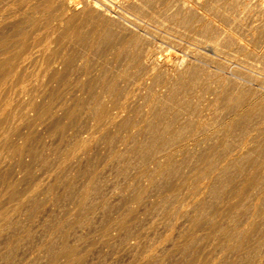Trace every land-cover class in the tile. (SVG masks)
Returning a JSON list of instances; mask_svg holds the SVG:
<instances>
[{"label":"rangeland","instance_id":"374dc122","mask_svg":"<svg viewBox=\"0 0 264 264\" xmlns=\"http://www.w3.org/2000/svg\"><path fill=\"white\" fill-rule=\"evenodd\" d=\"M3 1L0 40L39 53L0 80V264H264V0H73L86 41L46 26V0ZM145 50L169 66L128 61Z\"/></svg>","mask_w":264,"mask_h":264},{"label":"bare ground","instance_id":"6f19581e","mask_svg":"<svg viewBox=\"0 0 264 264\" xmlns=\"http://www.w3.org/2000/svg\"><path fill=\"white\" fill-rule=\"evenodd\" d=\"M5 1V0H4ZM3 1V2H4ZM8 1V0H7ZM14 1V0H13ZM13 1H10V2H13ZM59 1V3H61V5L63 6V8H61V7H58L57 5H55L54 4V2H55V0H46V4L44 3V1L42 2L44 5V9L42 8V5L41 6H38V5H40L41 4V2L38 4V2L37 3H35V4H38L37 6L40 8L41 7V9H40V11L41 10H43V11H41L42 13H41V15H43V17H44V19H46V21H45V23H46V26L48 27V28H50V30L51 29H53L54 31L56 30L57 32L59 31V36L60 37H65V36H67V38L68 37H70V38H72L73 40H76L77 39V41H86V40H89V39H85L84 40V38H85V36H86V33H85V35L81 32V28H83V24L85 23L84 22V18L86 17V19H88L87 17L88 16H83L82 15V12L79 14V17H80V15L81 16H83V18L81 17V18H79V17H77L78 15H77V13L79 12H77V7H76V5L74 4V1L73 0H58ZM103 1V0H102ZM177 1V0H176ZM1 2H2V0H1ZM9 2V3H10ZM31 2V1H30ZM35 2V1H34ZM7 3V2H6ZM77 3V2H76ZM132 3V2H131ZM134 3V2H133ZM141 3V2H140ZM151 3V2H150ZM29 4V3H28ZM129 4V3H128ZM136 4V3H135ZM138 4V3H137ZM157 4V3H156ZM21 5H22V3H21ZM31 5V4H30ZM79 4H77V6H78ZM87 5V4H86ZM155 5V4H154ZM178 5V4H177ZM4 6V5H3ZM6 6V5H5ZM11 6V5H10ZM16 6V5H15ZM90 6L94 9V10H96V11H99V12H101L102 14H105L104 13V8H101L97 3H92V4H90ZM170 6V5H169ZM12 7V6H11ZM17 7H18V5H17ZM28 7V6H27ZM36 7V6H35ZM108 7V6H107ZM182 7V6H181ZM20 8V7H19ZM26 8V7H25ZM125 8V7H124ZM7 9V8H6ZM13 9V8H12ZM18 9V8H17ZM36 9V8H35ZM38 9V8H37ZM86 9V8H85ZM91 9V8H90ZM92 9V10H93ZM141 9V8H140ZM22 10V9H21ZM34 10V9H33ZM39 10V9H38ZM38 10H36V11H38ZM93 10V11H94ZM26 11V10H25ZM89 11V10H88ZM91 11V10H90ZM92 11V12H93ZM165 11H167V10H165ZM3 12V11H2ZM15 12V11H14ZM21 12V11H20ZM91 12V13H92ZM106 12V11H105ZM170 12V11H169ZM188 12V11H187ZM186 12V13H187ZM9 13V12H8ZM35 13H37V12H35ZM86 13V12H85ZM91 13L89 14V15H91ZM176 13V12H175ZM9 14H11V13H9ZM12 14H14V13H12ZM17 13H15V15H16ZM39 14V13H38ZM95 14V13H94ZM93 14V15H94ZM169 14V13H168ZM188 14V13H187ZM4 15V14H3ZM96 15L98 16V14L96 13ZM177 15V14H176ZM5 16H6V14H5ZM7 16H9V15H7ZM14 16V15H13ZM27 16V15H26ZM25 16V17H26ZM29 16V15H28ZM28 16H27V18H28ZM99 16H101V15H99ZM107 16V15H106ZM188 16V15H187ZM17 17V16H16ZM95 17V16H94ZM109 17V16H108ZM189 17V16H188ZM9 18H11L10 16H9ZM18 18V17H17ZM16 18V19H17ZM23 18V17H22ZM90 18V17H89ZM93 18V17H92ZM111 18V17H110ZM166 18V17H165ZM2 19H3V17H2ZM5 19V18H4ZM12 19V18H11ZM10 19V20H11ZM25 19V18H24ZM33 19V18H32ZM35 19V18H34ZM33 19V20H34ZM37 19H38V17H37ZM41 19V18H40ZM109 19V18H108ZM23 20V19H22ZM100 20V19H99ZM102 20V19H101ZM15 21V20H14ZM21 21V20H20ZM19 21V22H20ZM25 21V20H24ZM38 21V20H37ZM40 21V20H39ZM38 21V22H39ZM33 22V21H32ZM84 22V23H83ZM111 22H113V21H111ZM116 22V21H115ZM118 22V21H117ZM3 23V22H2ZM5 23V22H4ZM15 23V22H14ZM24 23V22H23ZM29 23H31V22H29ZM36 23V19H35V22H34V24ZM93 23V22H92ZM13 24V23H12ZM11 24V25H12ZM19 24V23H18ZM22 24V23H21ZM20 24V25H21ZM32 24V23H31ZM38 24V23H37ZM4 25V24H3ZM36 25V24H35ZM39 25V24H38ZM92 25V24H91ZM96 25V24H95ZM99 25V24H98ZM6 26V25H5ZM5 26H3V27H5ZM29 26V25H28ZM37 26V25H36ZM42 26V25H41ZM106 26V25H105ZM121 26V25H120ZM2 27V26H1ZM12 27V26H11ZM26 27V26H25ZM43 27V26H42ZM85 27V26H84ZM101 27V26H100ZM110 27V26H109ZM123 27V26H122ZM23 28V27H22ZM32 28H34V27H32ZM39 29V28H38ZM37 29V30H38ZM28 30V29H27ZM49 30V29H48ZM52 30V31H53ZM107 30V29H106ZM109 30V29H108ZM14 31H15V29H14ZM16 31H17V33H19L18 32V30L16 29ZM20 31H21V29H20ZM24 31V30H23ZM29 31V30H28ZM84 31V30H83ZM97 31V30H96ZM101 31V30H100ZM170 31V30H169ZM3 32V31H2ZM2 32H0V33H2ZM12 32V31H11ZM22 32V31H21ZM48 33H49V35H50V32L49 31H47ZM47 32H46V34H45V36L43 37V38H48L49 36L47 35ZM98 32V31H97ZM110 32V31H109ZM228 32V31H227ZM7 33V32H6ZM23 34H24V32H22ZM27 33V32H26ZM34 33V32H33ZM41 33V32H40ZM44 33V32H43ZM16 34V33H15ZM22 34V35H23ZM28 34H30V32L28 33ZM52 34V33H51ZM114 34H117V33H114ZM153 34V33H152ZM0 35H3V34H0ZM24 35H27V34H24ZM54 34H52L50 37H54L53 36ZM97 35V34H96ZM120 35V34H119ZM7 36V35H6ZM17 36V35H16ZM20 36V35H19ZM30 36V35H29ZM43 36V35H42ZM48 36V37H47ZM115 36V35H114ZM11 37V36H10ZM10 37H9V39H10ZM18 37V36H17ZM16 37V38H17ZM103 37H105V36H103ZM133 37V36H132ZM1 38V37H0ZM27 38H29V37H26V39ZM39 38V37H38ZM69 38V39H70ZM93 38V41L95 40V37L93 36L92 37ZM107 38V37H106ZM26 39H23V36H22V40H26ZM68 39V40H69ZM14 40V39H13ZM40 40V39H39ZM103 40V39H102ZM113 40V39H112ZM132 40V39H131ZM15 42H16V39L14 40ZM21 41V40H20ZM28 40H26V42H27ZM31 41V40H30ZM33 41V40H32ZM36 41V40H35ZM38 41V40H37ZM71 41V40H70ZM141 41V40H140ZM145 41V40H144ZM151 41V40H150ZM13 42V41H12ZM12 42H10L11 44H12ZM19 42V41H18ZM22 42V41H21ZM23 42H25V41H23ZM25 42V43H26ZM39 42H41V40L39 41ZM56 42V41H55ZM63 42V41H62ZM74 42V41H73ZM88 42V41H87ZM102 42V41H101ZM119 42V41H118ZM10 43H6V41L5 40H0V48L1 49H8L9 47H10ZM27 43H29V42H27ZM61 43V42H60ZM131 43V42H130ZM139 43V42H138ZM151 43V42H150ZM217 43V42H216ZM230 43V42H229ZM232 43V42H231ZM7 44L9 45V47H7ZM18 44V43H17ZM16 44V45H17ZM19 44H20V42H19ZM22 44V43H21ZM17 45V46H14V42H13V46L14 47H17V49H15L14 47L12 48V51H13V49L15 50V51H13V53L12 54H10L9 55V51L8 50H6V51H8V52H6V53H8V55L9 56H7V57H4L5 56V54H4V56H3V58H1V60H0V80L2 79V80H4V79H6V78H8V81L10 82L11 80H9V77L10 76H12L13 75V72L15 71V69H16V67L17 66H20V67H22L21 65H22V63L25 61V60H27L28 58H30L29 56H34V55H32L34 52H31V51H35V53L34 54H36V52H38V50L39 49H37V50H31V48H32V46H31V48H30V46H27L26 44H22V45ZM32 43H30V45H31ZM37 44V42L35 43V45ZM39 44V43H38ZM57 44V43H56ZM263 44V43H262ZM33 45H34V42H33ZM44 45V44H43ZM45 45H47V44H45ZM132 45H134V44H132ZM48 46V45H47ZM92 46V45H91ZM142 46V45H141ZM140 46V47H141ZM35 47V46H34ZM39 47V46H38ZM41 47V46H40ZM43 47V46H42ZM50 47V46H49ZM97 47H99V46H97ZM108 47V46H107ZM50 48H52V47H50ZM50 48H49V50H50ZM54 48V47H53ZM52 48V49H53ZM92 48H93V46H92ZM135 48V47H134ZM138 48H139V46H138ZM143 48V47H142ZM216 46H214V45H211V44H209V48H208V50L209 51H211V52H213L214 54L216 53ZM0 49V53H1V50ZM33 49V48H32ZM48 49V48H47ZM58 49V48H57ZM62 49V48H61ZM93 49H96V48H93ZM125 49H126V47H125ZM124 49V50H125ZM131 49V48H130ZM224 49V48H223ZM10 50H11V48H10ZM40 50H44L45 51V48H43V49H41L40 48ZM53 50H55V49H53ZM79 50V49H78ZM92 50V49H91ZM107 50V49H106ZM52 51V50H51ZM55 51H57V50H55ZM54 51V52H55ZM58 51H59V49H58ZM58 51H57V54H55V56L57 55V57L59 58V56L60 55H58ZM75 51V50H74ZM134 51H136V52H138L137 50H134ZM143 51H144V49H143ZM89 52V51H88ZM130 52V51H129ZM128 52V53H129ZM146 52V53H145ZM145 52H144V55L141 57V56H139V54H134V53H132L131 54V56L129 55V57H128V59H126V62H127V60L128 61H131V63H133V64H136V66H141V68H143V67H149V66H152V67H154L155 68V66H161V65H163V64H166V60L165 59H163V58H161L160 56H159V52L157 51V50H149V51H147V50H145ZM3 53H5V52H2V55H3ZM32 53V54H31ZM39 53V52H38ZM37 53V54H38ZM40 53H43V52H41L40 51ZM49 52L47 51V54H48ZM52 53H53V51H52ZM61 53V56L63 57V55L65 54V52L62 54V52H60ZM59 53V54H60ZM73 53V52H72ZM81 53V52H80ZM94 53V52H93ZM45 54V53H44ZM51 54V53H50ZM49 54V55H50ZM106 54V53H105ZM116 54V53H115ZM7 55V54H6ZM41 54H39V56H40ZM43 55V54H42ZM41 55V56H42ZM49 55H47V57L49 58ZM66 56H67V53L65 54ZM72 55V54H71ZM70 55V56H71ZM79 54H77V56H78ZM84 55V54H83ZM99 55V54H98ZM118 55H119V53H118ZM141 55V54H140ZM1 56V55H0ZM38 56V55H37ZM40 56V57H41ZM45 56V55H44ZM51 56H52V54H51ZM69 55H68V57L69 58H71ZM73 56V55H72ZM31 57V58H32ZM36 57V56H35ZM53 57V56H52ZM51 57V59H49L48 61H47V64L48 65H50L48 68L50 69V68H53L51 65H53L54 66V63L55 62H58V59H57V57L55 58V57H53L52 58ZM76 56H74V58H75ZM83 57V56H82ZM30 58V59H31ZM34 58V57H33ZM44 58H46V57H44ZM47 58V59H48ZM68 58V62H70L69 60H71V59H74V58H71V59H69ZM81 58V57H80ZM87 58V57H86ZM93 58V57H92ZM83 59V58H82ZM85 59V58H84ZM83 59V60H84ZM108 59V58H107ZM119 59V58H118ZM202 59V58H201ZM45 60V59H44ZM59 60H62L63 61V59H59ZM89 60V59H88ZM116 60V59H115ZM181 60V59H180ZM66 61V58L64 59V62ZM75 60H73V62H74ZM81 61V60H80ZM182 61H183V59H182ZM190 61V60H189ZM192 61V60H191ZM26 62V61H25ZM30 62V61H29ZM60 62V61H59ZM73 62L71 61V63L73 64ZM77 62V61H76ZM75 62V63H76ZM111 62V61H110ZM117 62V61H116ZM184 62V61H183ZM61 63V62H60ZM60 63H58L59 65H60ZM70 63V64H71ZM169 63V62H168ZM63 64V63H62ZM67 64H69V63H67ZM82 64V63H81ZM110 64V63H109ZM125 64V63H124ZM129 64V63H128ZM183 64V63H182ZM197 64V63H196ZM23 65H25V64H23ZM65 65H66V63H65ZM76 65V64H75ZM167 66H169L168 64H166ZM177 65H181V62H180V64H179V62L177 61L176 63H175V65L174 66H177ZM27 66V65H26ZM80 66V65H79ZM132 66V65H131ZM25 67V66H24ZM36 67V66H35ZM47 67V66H46ZM63 67H64V65H63ZM66 67V66H65ZM67 67H69V66H67ZM66 67V68H67ZM82 67V66H81ZM85 67V66H84ZM96 67V66H95ZM116 67V66H115ZM23 68V67H22ZM32 68V67H31ZM58 68V67H57ZM74 68V67H73ZM72 68V69H73ZM80 68V67H79ZM87 68V67H86ZM120 68V67H119ZM125 68V67H124ZM150 68V67H149ZM164 68V67H163ZM169 68V67H168ZM246 68V67H245ZM47 69V68H46ZM48 69V70H49ZM69 69H71V68H69ZM75 69H77V68H75ZM82 69H83V67H82ZM89 69V68H88ZM134 69V68H133ZM147 69V71H146V74L148 75V73L147 72H151V71H149V69L148 68H146ZM151 69V68H150ZM156 69V68H155ZM155 69H153V72H155V73H157L156 71H154ZM19 70H20V68H19ZM47 70V71H48ZM52 70V69H51ZM54 70H55V68H54ZM57 70V69H56ZM66 70V69H65ZM64 70V71H65ZM68 70V69H67ZM91 70V69H90ZM119 70V69H118ZM152 70V69H151ZM160 70H161V68H160ZM250 70V69H249ZM17 71V70H16ZM22 71V70H21ZM76 71V70H75ZM83 71V70H82ZM87 71V70H86ZM85 71V72H86ZM89 71V70H88ZM18 72V71H17ZM24 72V69H23V71H22V73ZM49 72V71H48ZM52 73H55L53 70L51 71ZM57 72H58V70H57ZM95 72V71H94ZM11 73H12V75H11ZM16 73V72H15ZM15 73H14V75H15ZM22 73H19L18 72V74H16L17 75V77H18V79H20L19 78V76L18 75H20V74H22ZM51 73V74H52ZM60 73V74H59ZM59 73H58V76H56L57 78L58 77H60L59 75H61V73H63V72H61V71H59ZM24 74H26V73H24ZM49 74V73H48ZM82 74V73H81ZM85 74V73H84ZM92 74V73H91ZM105 74V73H104ZM115 74V73H114ZM122 74V73H121ZM54 75V74H53ZM85 75H87V74H85ZM94 75V74H93ZM120 75V74H119ZM150 75V74H149ZM22 76V75H21ZM25 76V75H24ZM28 76V75H27ZM49 76V75H48ZM52 76V75H51ZM50 76V77H51ZM152 76H153V74H152ZM160 76V75H159ZM64 77V76H63ZM88 77V76H87ZM103 77V76H102ZM108 77H109V75H108ZM116 77V76H115ZM120 77H121V75H120ZM151 77V76H150ZM149 77V78H150ZM14 78H15V76L13 77V79L12 80H14ZM54 78V77H53ZM62 78V77H61ZM99 78V77H98ZM111 78V77H110ZM127 78V77H126ZM133 78V77H132ZM146 78V77H145ZM148 78V77H147ZM152 78V77H151ZM11 79V78H10ZM17 78L15 79V80H18ZM87 79V78H86ZM115 79V78H114ZM117 79V78H116ZM142 79V78H141ZM23 80V79H22ZM33 80V79H32ZM54 80V79H53ZM60 80V79H59ZM93 80V79H92ZM7 81V82H8ZM90 81V80H89ZM105 81V80H104ZM120 81V80H119ZM145 81V80H144ZM3 82V81H2ZM5 82V81H4ZM16 82V81H15ZM106 82V81H105ZM146 82V81H145ZM12 83V82H11ZM95 83V82H94ZM122 83V82H121ZM96 84V83H95ZM69 85H70V83H69ZM92 85V84H91ZM105 85H107V86H110L111 87V89H112V91H113V94H114V82H112V84H111V82H110V85H108V83H106ZM152 85V84H151ZM4 86V85H3ZM52 86V85H51ZM57 86H58V84H57ZM79 86V85H78ZM100 86V85H99ZM23 87V86H22ZM54 87V86H53ZM117 87V86H116ZM140 87V86H139ZM225 87V86H224ZM55 88V87H54ZM109 88V87H108ZM6 89H7V87H6ZM19 89V88H18ZM35 89V88H34ZM23 90V89H22ZM37 90V89H36ZM69 90V89H68ZM1 91V90H0ZM27 91V90H26ZM83 91V90H82ZM109 91H111V90H109ZM111 91V92H112ZM24 92V91H23ZM43 92V91H42ZM76 92V91H75ZM104 92V91H103ZM116 92V91H115ZM118 92V91H117ZM101 93V92H100ZM107 93H108V91H107ZM119 93V92H118ZM118 93H116L117 95H119ZM90 94V93H89ZM111 95V94H110ZM109 95V96H110ZM2 96V95H1ZM90 96V95H89ZM113 96H115V95H113ZM12 97V96H11ZM58 97V96H57ZM63 97V96H62ZM121 97V96H120ZM220 97V96H219ZM14 98H15V96H14ZM48 98V97H47ZM61 98V97H60ZM110 98H112V96L110 97ZM52 99V98H51ZM108 99V98H107ZM114 99H116L115 97H114ZM122 99V98H121ZM40 100V99H39ZM44 100V99H43ZM69 100V99H68ZM113 100V99H112ZM255 100V99H254ZM257 100V99H256ZM58 101V100H57ZM56 101V102H57ZM28 102H29V100H28ZM80 102V101H79ZM102 101H100V103H101ZM43 103V102H42ZM58 103V102H57ZM63 103V102H62ZM61 103V104H62ZM133 103V102H132ZM35 104V103H34ZM59 104V103H58ZM72 104V103H71ZM90 104V103H89ZM99 104V103H98ZM107 104V103H106ZM11 105H12V103H11ZM91 105V104H90ZM110 105V104H109ZM109 105H106V106H109ZM124 105V104H123ZM34 106V105H33ZM30 107H31V105H30ZM37 107V105H35V108ZM45 108V107H44ZM52 108V107H51ZM50 108V109H51ZM54 108V107H53ZM97 108H98V110H97ZM36 109H38V108H36ZM41 109V108H40ZM66 109V108H65ZM84 109V108H83ZM96 110V112H97V118H96V125H99V126H101V125H108L109 123H112V122H114L115 121V119H116V117H118V114L117 113H111V114H107L108 113V111L103 107V105L102 106H99V107H96L95 108ZM109 109V108H108ZM39 110V109H38ZM37 110V111H38ZM90 110V109H89ZM118 110V109H117ZM12 111V110H11ZM42 111H43V107H42ZM56 111V110H55ZM116 111V110H115ZM7 112V111H6ZM109 112H110V110H109ZM119 112V111H118ZM9 113V112H8ZM8 113H6V114H8ZM38 113V115H39V112H37ZM42 113V112H41ZM41 113H40V115H41ZM43 113H45V112H43ZM52 113V112H51ZM93 113H95V112H93ZM11 113H9L8 115H10ZM22 114H23V112H22ZM26 114V113H25ZM119 114H121V113H119ZM242 114V113H241ZM1 115V114H0ZM3 115V114H2ZM44 115V114H43ZM42 115V116H43ZM52 115V114H51ZM125 115V114H124ZM26 116H27V114H26ZM46 116V115H45ZM44 116V117H45ZM53 116V115H52ZM75 116V115H74ZM1 117H3V116H1ZM0 117V118H1ZM4 117H6L5 115H4ZM3 117V118H4ZM8 118H9V116H7ZM6 117V118H7ZM40 117V116H39ZM48 117V116H47ZM6 118L4 119L5 121H6ZM8 118H7V120H8ZM38 118V117H37ZM49 118V117H48ZM57 118V117H56ZM120 118V117H119ZM94 119H95V117H94ZM243 119V118H242ZM1 120V119H0ZM4 120L2 121V122H4ZM77 120V119H76ZM75 120V121H76ZM9 121V120H8ZM7 121V122H8ZM72 121V120H71ZM1 122V121H0ZM7 122H4V123H7ZM41 122H43V121H41ZM95 122V121H94ZM4 123H2V124H4ZM1 124V125H2ZM9 124V123H8ZM7 124V125H8ZM32 124V123H31ZM42 124V123H41ZM53 124V123H52ZM224 124V123H223ZM226 124V123H225ZM233 122H229V123H227L226 125H224V126H222L221 125V130H224L227 126L228 127H232L233 126ZM0 125V126H1ZM5 125V124H4ZM6 125V127H8ZM12 125V124H11ZM43 125V124H42ZM262 125V124H261ZM10 127V126H9ZM0 128H2V126L0 127ZM14 128V127H13ZM16 128V127H15ZM102 128V127H101ZM5 129V128H4ZM9 129H11V127L9 128ZM9 129H7V130H9ZM96 129V128H95ZM94 129V130H95ZM260 129V128H259ZM14 130V129H13ZM12 130V131H13ZM78 130V129H77ZM76 130V131H77ZM104 130H105V128H104ZM196 130V129H195ZM100 131V130H99ZM102 131V130H101ZM5 132V131H4ZM8 132V131H7ZM9 133H11V132H9ZM8 133V134H9ZM92 133V132H91ZM97 134V133H96ZM5 135V134H4ZM22 135V134H21ZM73 135V134H72ZM9 136V135H8ZM81 136V135H80ZM124 136V135H123ZM57 137V136H56ZM88 138V137H87ZM132 138V137H131ZM7 139V138H6ZM86 139V138H85ZM92 139V138H91ZM28 140V139H27ZM84 140V139H83ZM90 140V139H89ZM52 141V140H51ZM58 141V140H57ZM75 141V140H74ZM85 141H87V140H85ZM78 142V141H77ZM190 142V141H189ZM85 143V142H84ZM164 143V142H163ZM247 143V142H246ZM11 145V144H10ZM67 145V144H66ZM9 146V145H8ZM150 146V145H149ZM18 147V146H17ZM74 147V146H73ZM72 147V148H73ZM157 147V146H156ZM180 147V146H179ZM20 148V147H19ZM83 148H85V146L83 147ZM236 148V147H235ZM7 149H9V147L7 148ZM18 149V148H17ZM74 149V148H73ZM27 150V149H26ZM72 150V149H71ZM175 150V149H174ZM248 150V149H247ZM250 150V149H249ZM10 151V150H9ZM32 151V150H31ZM165 151V150H164ZM5 152H7V151H5ZM78 152V151H77ZM168 152V151H167ZM173 152V151H172ZM8 153V152H7ZM91 153V152H90ZM154 153V152H153ZM156 153V152H155ZM3 154V153H2ZM37 155V154H36ZM40 155V154H39ZM70 155V154H69ZM167 155V154H166ZM73 156V155H72ZM230 158V157H229ZM14 159V158H13ZM40 159V158H39ZM46 159V158H45ZM49 159V158H48ZM73 159V158H72ZM153 159V158H152ZM209 159V158H208ZM211 159V158H210ZM160 160V159H159ZM248 160V159H247ZM257 161V160H256ZM264 162V161H263ZM3 163V162H2ZM222 163H223V161H222ZM255 164V163H254ZM11 165V164H10ZM46 165V164H45ZM168 164L167 163H165V165H163L164 167L165 166H167ZM235 165V164H234ZM2 166V165H1ZM157 166V165H156ZM224 166V165H223ZM241 166V165H240ZM244 166V165H243ZM60 167V166H59ZM158 167V166H157ZM220 168H221V165L219 166ZM236 167H237V165H236ZM242 167V166H241ZM40 168V167H39ZM223 168V167H222ZM3 169V168H2ZM22 169V168H21ZM27 169V168H26ZM170 169V168H169ZM240 170V169H239ZM4 171V170H3ZM168 171V170H167ZM250 172V171H249ZM50 173V172H49ZM158 173V172H157ZM230 173V172H229ZM264 173V172H263ZM44 175V174H43ZM7 176V175H6ZM246 176V175H245ZM264 176V175H263ZM0 179H2V178H0ZM9 179V178H8ZM10 180V179H9ZM261 180H262V178H261ZM14 181V180H13ZM151 181V180H150ZM201 182V181H200ZM217 182H219V181H217ZM2 183V182H1ZM220 183V182H219ZM13 184V183H12ZM223 184V183H222ZM244 184V183H243ZM5 185V184H4ZM8 185V184H7ZM17 185V184H16ZM236 185V184H235ZM255 186V185H254ZM6 187V186H5ZM13 187H14V185H13ZM234 187V186H233ZM195 188V187H194ZM222 188V187H221ZM197 189V188H196ZM192 191V190H191ZM1 192H3V191H1ZM5 192V191H4ZM35 192V191H34ZM47 192V191H46ZM86 193V192H85ZM197 193H199V192H197ZM231 193V192H230ZM12 194V193H11ZM13 195V194H12ZM231 195V194H230ZM11 196V195H10ZM19 196V195H18ZM198 197H199V195H197ZM234 197V196H233ZM10 198V197H9ZM25 198V197H24ZM193 198V197H192ZM11 199V198H10ZM232 199V198H231ZM195 200V199H194ZM200 200V199H199ZM12 201V200H11ZM17 201V200H16ZM20 201V200H19ZM213 202V201H212ZM241 202V201H240ZM215 203V202H214ZM233 203V202H232ZM19 204H20V202H19ZM202 204V203H201ZM228 204V203H227ZM36 205H38V204H36ZM195 205V204H194ZM251 205V204H250ZM18 206V205H17ZM231 206V205H230ZM19 207V206H18ZM224 207V206H223ZM13 208H14V206H13ZM12 209V208H11ZM10 209V210H11ZM14 210V209H13ZM25 210V209H24ZM234 210V209H233ZM232 210V211H233ZM1 212V211H0ZM203 212V211H202ZM230 212V211H229ZM40 213V212H39ZM75 213V212H74ZM204 213V212H203ZM3 214V213H2ZM5 214H9V213H7V211H6V213ZM32 214V213H31ZM0 215H1V213H0ZM245 215V214H244ZM1 216H3V215H1ZM52 216V215H51ZM204 216V215H203ZM101 217V216H100ZM6 218V217H5ZM8 218V217H7ZM61 219V218H60ZM1 220V219H0ZM3 220H6V221H8L7 219H3ZM2 221V220H1ZM11 221V220H10ZM19 222V221H18ZM40 222V221H39ZM8 222H6L5 224H7ZM229 223V222H228ZM109 224V223H108ZM209 224V223H208ZM248 224V223H247ZM8 225H9V223H8ZM36 225V224H35ZM4 226H6V225H4ZM244 226V225H243ZM249 226V225H248ZM39 227V226H38ZM91 228V227H90ZM35 229V228H34ZM72 230V229H71ZM85 230V229H84ZM96 230V229H95ZM222 231H223V229H221ZM32 231V230H31ZM107 231V230H106ZM251 231V230H250ZM90 232V231H89ZM92 232V231H91ZM9 233V232H8ZM54 233V232H53ZM77 233V232H76ZM226 233V232H225ZM85 235V234H84ZM89 235V234H88ZM90 236V235H89ZM127 236V235H126ZM224 236H225V234H224ZM75 237V236H74ZM11 238V237H10ZM19 238V237H18ZM80 238V237H79ZM82 238V237H81ZM1 239V238H0ZM43 239V238H42ZM70 239V238H69ZM240 239V238H239ZM50 240V239H49ZM25 242V241H24ZM40 242H42V241H40ZM73 242V241H72ZM129 242V241H128ZM7 243V242H6ZM27 243V242H26ZM61 243V242H60ZM59 243V244H60ZM108 243V242H107ZM146 243V242H145ZM9 244H11V243H9ZM74 244V243H73ZM72 244V245H73ZM101 244V243H100ZM8 245V244H7ZM13 245V244H12ZM34 245V244H33ZM47 245V244H46ZM81 245V244H80ZM90 245V244H89ZM123 245V244H122ZM3 246V245H2ZM75 246V245H74ZM74 246H72V247H70V248H66L65 247V245L64 246H62V247H64V248H66V249H64L63 250V255L65 256V258L67 257H69V258H72V256L73 255H75V254H77L76 252H75V247ZM95 246H96V244H95ZM161 246V245H160ZM7 247V246H6ZM11 249H12V247L11 246H9ZM50 247V246H49ZM54 247V246H53ZM74 247V248H73ZM125 247V246H124ZM14 248V247H13ZM34 248V247H33ZM85 248V247H84ZM177 248V247H176ZM2 249H5V247L4 248H2ZM24 249V248H23ZM31 249H32V247H31ZM62 249V248H61ZM60 249V250H61ZM76 249H77V246H76ZM96 249V248H95ZM99 249V248H98ZM173 249V248H172ZM54 250V249H53ZM234 250V249H233ZM8 251V250H7ZM13 251V250H12ZM43 251V250H42ZM77 251H78V249H77ZM85 251V250H84ZM175 251V250H174ZM6 252V251H5ZM54 252V251H53ZM60 252L62 253V251H59V255H60ZM1 253L3 254V252L1 251ZM86 253V252H85ZM167 253V252H166ZM7 254V253H6ZM29 254V253H28ZM51 254V253H50ZM58 254V253H57ZM81 254V253H80ZM180 254V253H179ZM213 254V253H212ZM10 255H12V254H10ZM9 255V256H10ZM17 255V254H16ZM48 255V254H47ZM150 255V254H149ZM152 255V254H151ZM5 256V255H4ZM8 255H6V257H7ZM25 256V255H24ZM57 257H59L58 255H56ZM55 256V257H56ZM60 256H62V254L60 255ZM80 256V255H79ZM78 256V257H79ZM147 256V255H146ZM5 257V258H6ZM18 257V256H17ZM30 257V256H29ZM48 257V256H47ZM46 257V258H47ZM53 257V256H52ZM54 257V258H55ZM74 257V256H73ZM78 257H77V259H78ZM213 257V256H212ZM12 259H13V257H11ZM75 258V257H74ZM146 258V257H145ZM206 258V257H205ZM4 259V258H3ZM25 259V258H24ZM28 259V258H27ZM63 259V258H62ZM73 259V258H72ZM5 260V259H4ZM8 261L10 260V259H7ZM6 260V261H7ZM15 260V259H14ZM35 260V259H34ZM41 260V259H40ZM45 260V259H44ZM69 260V259H68ZM68 260H67V262H68ZM79 260V259H78ZM82 260V259H81ZM80 260V261H81ZM156 260H158V259H156ZM192 260V259H191ZM193 260H195V259H193ZM213 260V259H212ZM1 261V260H0ZM33 261V260H32ZM53 261V260H52ZM56 261H57V258H56ZM56 261H55V263H56ZM65 261V260H64ZM70 261V260H69ZM72 261V260H71ZM73 261H75L74 259H73ZM77 261V260H76ZM12 262V261H11ZM16 262V261H15ZM19 262V261H18ZM33 262H35V261H33ZM66 262V263H67ZM78 262V261H77ZM106 262V261H105ZM114 262V261H113ZM154 262V261H153ZM157 262V261H156ZM248 262V261H247ZM4 263V262H3ZM13 263V262H12ZM43 263V262H42ZM53 263V262H52ZM70 263V262H69ZM68 263V264H69ZM160 263V262H159ZM7 264H10L9 262L7 263ZM14 264H16V263H14ZM18 264V263H17ZM25 264V263H24ZM28 264H31V263H29L28 262ZM60 264V263H59ZM73 264V263H72ZM93 264V263H92ZM95 264V263H94ZM157 264H158V262H157ZM210 264V263H209Z\"/></svg>","mask_w":264,"mask_h":264}]
</instances>
